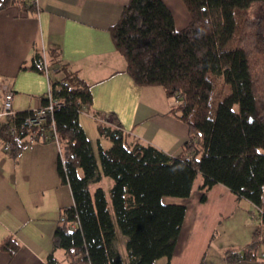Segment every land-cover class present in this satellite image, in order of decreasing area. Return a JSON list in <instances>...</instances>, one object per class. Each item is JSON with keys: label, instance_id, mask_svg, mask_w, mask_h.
<instances>
[{"label": "trees", "instance_id": "16d2710c", "mask_svg": "<svg viewBox=\"0 0 264 264\" xmlns=\"http://www.w3.org/2000/svg\"><path fill=\"white\" fill-rule=\"evenodd\" d=\"M183 1L191 14L183 29L163 0H130L111 27L135 82L162 86L174 100L171 110L188 124L189 137L176 155L129 142L115 116L99 122L111 146L99 141L95 151L80 121L93 103L91 86L58 59V51L51 64L39 51L21 67L44 73L56 63L64 74L49 75L50 94L42 105L61 101L54 109L58 171L74 204L63 208L53 248L64 250L65 264H157L162 257L171 264L187 206L164 197H188L199 173L202 201L207 190L224 184L250 200L256 206L250 215L261 221L250 242L226 250L227 263L264 260V0ZM12 4L35 6L33 0H0V10ZM30 111L0 121L13 157L34 140H55L51 119L26 124ZM8 124L17 131H8ZM107 178L109 189L102 184ZM119 231L126 237L124 251L116 246ZM13 242H3L12 254L19 247ZM48 264L60 261L51 253Z\"/></svg>", "mask_w": 264, "mask_h": 264}, {"label": "crops", "instance_id": "0c3cea01", "mask_svg": "<svg viewBox=\"0 0 264 264\" xmlns=\"http://www.w3.org/2000/svg\"><path fill=\"white\" fill-rule=\"evenodd\" d=\"M129 1L33 0L32 8L12 4L0 10V79L13 90L16 111L36 109L50 94L49 75L60 79L64 74L56 63L47 66L49 70L44 73L21 67L31 63L39 51L51 64V53L58 51V59L91 86L93 103L90 110L80 114V121L95 151L99 141L105 148L111 146L112 141L101 136L99 122L113 115L127 132L129 142L153 144L176 155L189 137L188 124L171 110L174 100L162 86L135 82L112 36L111 27ZM163 1L173 13L176 28H185L191 20L185 2ZM59 154L57 141L34 140L13 157L0 135V264H48L51 253L60 264L65 261L64 250L53 248V235L63 208L73 205L74 197L59 174ZM202 180L199 173L188 197H164L167 203L187 206L171 264H228L225 253L231 248L216 244L214 250L211 248L215 229L235 215L245 198L239 199L230 188L217 183L202 201ZM246 201L247 214L243 216L247 229L243 232L248 243L259 224L249 216L256 206ZM7 238L19 244L13 254L3 247ZM236 264H264V260Z\"/></svg>", "mask_w": 264, "mask_h": 264}, {"label": "rangeland", "instance_id": "374dc122", "mask_svg": "<svg viewBox=\"0 0 264 264\" xmlns=\"http://www.w3.org/2000/svg\"><path fill=\"white\" fill-rule=\"evenodd\" d=\"M164 89V88H163ZM109 120H106L104 118L105 122H112L113 115L107 117ZM98 134V132H97ZM110 179L107 178L102 184L106 189H109L110 186ZM247 199H243L241 202V206L236 211L235 215L232 216L231 219H226L223 223L218 225V227L215 229V240L212 244V249L214 250L216 246H220L223 249H227V247L234 250L235 248H239L243 245H246L247 243V234L243 232V229H247V218L243 216L244 214H247ZM264 203V201H263ZM254 208V207H253ZM256 210V208L254 209ZM250 220H254L258 222V224L261 222L258 216L249 215ZM245 217V219L243 218ZM256 222H251L253 227L257 226ZM244 225V228H243ZM262 229L264 230V223H262ZM126 237L119 231V237L116 241V246L121 250H125V242L124 240ZM246 241V242H245ZM216 244V246H215ZM241 245V246H240ZM214 246V247H213ZM66 261H63V264H65ZM166 258L162 257L158 259L157 264H165Z\"/></svg>", "mask_w": 264, "mask_h": 264}, {"label": "built area", "instance_id": "2783aa9c", "mask_svg": "<svg viewBox=\"0 0 264 264\" xmlns=\"http://www.w3.org/2000/svg\"><path fill=\"white\" fill-rule=\"evenodd\" d=\"M37 2V0H35ZM0 121L5 118L13 117L16 114V110L13 107V98L14 92L12 89L8 88L6 84L0 79ZM61 105L60 100H53L51 99L49 104L41 105L40 107L33 109L30 111L26 118L25 122L29 127H36L42 125L47 119H51L52 121V128L55 132V120H54V109L57 106ZM8 131L15 133L17 131V127L14 124H8L7 126ZM55 134V141L58 142V137L56 132ZM59 143V142H58ZM11 143L9 141L6 142V149L10 148Z\"/></svg>", "mask_w": 264, "mask_h": 264}]
</instances>
